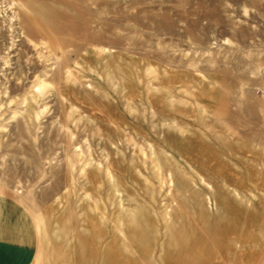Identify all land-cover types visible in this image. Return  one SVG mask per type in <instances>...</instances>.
<instances>
[{"label": "rangeland", "instance_id": "rangeland-1", "mask_svg": "<svg viewBox=\"0 0 264 264\" xmlns=\"http://www.w3.org/2000/svg\"><path fill=\"white\" fill-rule=\"evenodd\" d=\"M0 196L33 264H264V0H0Z\"/></svg>", "mask_w": 264, "mask_h": 264}, {"label": "crops", "instance_id": "crops-1", "mask_svg": "<svg viewBox=\"0 0 264 264\" xmlns=\"http://www.w3.org/2000/svg\"><path fill=\"white\" fill-rule=\"evenodd\" d=\"M32 229L26 213L0 196V264H33Z\"/></svg>", "mask_w": 264, "mask_h": 264}]
</instances>
